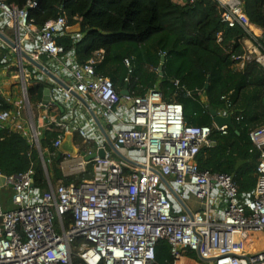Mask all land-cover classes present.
<instances>
[{
	"label": "built area",
	"instance_id": "built-area-1",
	"mask_svg": "<svg viewBox=\"0 0 264 264\" xmlns=\"http://www.w3.org/2000/svg\"><path fill=\"white\" fill-rule=\"evenodd\" d=\"M198 1L185 0L189 4ZM214 1L229 28L240 27L253 43L264 35L246 17L242 0ZM35 6L28 3L30 8ZM0 13L4 28L12 34L10 52L3 61L12 58L9 67L15 69L21 94L11 111L0 110V130L19 133L39 152L43 123L55 124L64 131L53 142L57 152L65 135L74 133L45 115L35 117L27 96L24 54L31 62L37 53L56 59L62 47L55 38L68 35L73 25L58 14L38 29L28 19L26 8L4 0H0ZM74 37L79 39L80 33ZM25 42H37V48L28 51ZM95 63L90 59L77 65L71 71L72 85L62 83L56 92L66 99L75 93L87 95L98 104L105 126L112 128L111 148H99L103 157L86 162L92 153L82 155L76 147V157L67 156L73 163L70 173H83L91 164L92 179L67 185L47 182L39 192L31 188L32 169L22 175L0 172V264H73L74 255L82 264H154L159 241L169 245L172 264L187 253L206 264H264V124L249 133L260 160L253 198L241 201L230 176L200 170L196 163L200 150L210 146L213 130L225 135L226 127L187 125L182 105L165 102L155 88L141 96L119 95L111 81L95 73ZM124 63L129 66L128 59ZM260 63L264 70V54ZM3 90L0 78V95ZM125 105L130 121L129 128L122 129L116 124H122ZM228 114L233 118L229 112L218 113ZM79 135L85 138L82 130ZM129 149L140 163L123 155ZM189 196L200 205L191 214L179 202L185 203ZM218 198L223 199L224 208L216 211Z\"/></svg>",
	"mask_w": 264,
	"mask_h": 264
},
{
	"label": "trees",
	"instance_id": "trees-1",
	"mask_svg": "<svg viewBox=\"0 0 264 264\" xmlns=\"http://www.w3.org/2000/svg\"><path fill=\"white\" fill-rule=\"evenodd\" d=\"M4 1L26 8L28 19L38 29L58 14L69 25L79 22V39L74 35L55 38L62 47L60 56L73 54L78 65L94 59L95 73L111 81L119 95L125 86L132 96L155 88L165 102L181 104L184 122L197 127H211L209 110L231 113L235 130L227 129L225 135L213 130L211 142L215 146L202 148L196 163L200 170L230 176L241 201L253 198L260 153L252 146L249 133L264 124V70L257 61L240 59L243 40L248 36L240 27L229 28L221 21V9L214 0L194 4L185 0ZM29 2L36 6L28 7ZM242 2L253 27L264 31V0ZM253 45L264 54V35ZM99 51L101 55H97ZM125 59L129 60L128 67ZM47 87L45 83L29 82L27 96L31 107L41 102L43 89ZM197 91L203 92L204 103ZM12 108L9 103L0 102V110ZM61 135L54 126L44 131L39 153L19 133L0 130V172L7 176L22 175L32 169L34 192L45 189L47 182L67 185L92 178L90 165L83 174L64 176L62 159L49 156L56 154L52 142ZM239 161L243 164L237 166ZM66 220L68 226V217ZM155 258L159 264H172L167 242L157 243ZM72 260L73 264H82L76 255Z\"/></svg>",
	"mask_w": 264,
	"mask_h": 264
},
{
	"label": "crops",
	"instance_id": "crops-1",
	"mask_svg": "<svg viewBox=\"0 0 264 264\" xmlns=\"http://www.w3.org/2000/svg\"><path fill=\"white\" fill-rule=\"evenodd\" d=\"M32 35L35 36L34 33H32ZM11 40L12 34L10 31L4 28L3 17L0 13V78L4 87L1 96L5 101H7L6 104L9 103L13 107L14 103L21 98V94L18 84L16 83V80H14L15 69L9 67V63H12V58L9 57L8 62L3 61V57L10 52L9 48L11 46ZM25 46L28 51H33L34 48H37V42H35L34 44L25 42ZM242 47L243 54L241 56H243V61H257L260 63L262 53L255 48L252 41H250L249 39L243 40ZM69 57H71L72 61H70ZM33 58L36 63L44 67L55 78L52 79L51 77L47 76L38 68H36L30 60L25 59L26 81L28 82L27 87L29 85V82H31L33 85H36L37 83H45L49 86L47 88L52 91L50 93L51 102L47 107H43L41 102L32 107L35 117L39 119L42 115H45L56 123L67 126L69 130L74 133V144L76 147L81 148L82 155L87 152L94 153L99 148L110 150L111 142L109 134L112 128L105 126L100 114V107L98 106V104L87 95L75 93L70 99H66L56 92L57 87L62 83L66 85H72L73 83L71 71L74 70L78 65L73 54L72 56L66 55L59 56L56 59H48L45 55H38L37 53ZM198 96L200 97L199 100L204 103L205 96L203 95L202 91H200ZM39 104H41V107H39ZM205 109L206 107L204 108L203 113H205ZM127 111L128 105H125V108L121 113L123 115L122 124H116L118 128H129L128 123L130 121V116L128 115ZM226 112L227 111H221L217 112V114ZM53 126L62 133V135L59 137L64 136L63 129L57 127L55 124L48 126L43 123V132L49 130ZM79 130H82L85 133V138H82L79 135ZM213 146H215V144ZM123 155L132 161L140 163L141 159L138 158L136 152L132 149H129L128 151L125 150ZM118 156L119 155L116 154L114 155L115 158H118ZM239 162H242L243 164V161ZM72 164V161L67 158V155H64L61 162V170L64 176L72 175L70 173V167L72 166ZM89 165L92 167L91 164ZM132 169H134V167H132ZM91 179L92 178L87 180ZM189 197L190 198L188 201L187 199L185 200V207L191 212L199 210L200 205H198L196 199L193 196ZM216 203V211L224 208V201L222 198H218V201Z\"/></svg>",
	"mask_w": 264,
	"mask_h": 264
},
{
	"label": "water",
	"instance_id": "water-1",
	"mask_svg": "<svg viewBox=\"0 0 264 264\" xmlns=\"http://www.w3.org/2000/svg\"><path fill=\"white\" fill-rule=\"evenodd\" d=\"M81 32V28L80 25H73L72 27H69V29L67 30V34L68 35H74L76 33H80ZM24 57L28 60L29 57L27 55L24 54ZM31 61V60H30ZM164 61V57H161V63H163ZM33 63V65L38 68L40 71H42L44 74H46L47 76L51 77L52 79H55L44 67H42L41 65H39L38 63L31 62ZM159 76L162 77L163 73H162V67H159ZM127 86H125V88L120 92V95H128L129 92L126 90ZM207 88V84L205 85V89ZM51 90L49 88H44L43 89V94H42V106L45 107L47 105L50 104L51 102ZM0 102L2 103H6V101L3 99V97L0 95ZM209 114L212 117L213 123L217 128L220 127H226L227 129H231V130H235V127L233 125V121H232V117L230 114L226 115L225 117H222L220 115L217 114V112L209 110ZM214 143L211 142L210 146H213ZM40 150V148H39ZM40 152V151H39ZM104 154L103 150H98L94 153H92L91 155H88L85 157V161L86 162H91L95 157L98 158H102ZM64 155L70 156V157H76L77 155V149L76 146L74 144V139L72 135H65L61 145L58 147L57 149V153H56V159L60 160L63 158ZM242 164V162L237 163V165ZM3 183V180H0V184ZM50 184V182H49ZM31 188L33 189V181L31 183ZM180 204L183 206L184 211L188 214H191L190 211L185 207L184 203H182L181 201H179ZM154 264H159V263H154Z\"/></svg>",
	"mask_w": 264,
	"mask_h": 264
},
{
	"label": "rangeland",
	"instance_id": "rangeland-1",
	"mask_svg": "<svg viewBox=\"0 0 264 264\" xmlns=\"http://www.w3.org/2000/svg\"><path fill=\"white\" fill-rule=\"evenodd\" d=\"M177 2L184 1V0H174ZM190 197L187 198V201L189 200ZM262 245L258 247L257 249H261ZM177 264H206L202 261H200L195 254L189 255L185 254L184 257L177 263Z\"/></svg>",
	"mask_w": 264,
	"mask_h": 264
},
{
	"label": "bare ground",
	"instance_id": "bare-ground-1",
	"mask_svg": "<svg viewBox=\"0 0 264 264\" xmlns=\"http://www.w3.org/2000/svg\"><path fill=\"white\" fill-rule=\"evenodd\" d=\"M233 119V118H232Z\"/></svg>",
	"mask_w": 264,
	"mask_h": 264
}]
</instances>
